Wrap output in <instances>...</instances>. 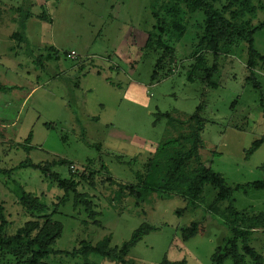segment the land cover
<instances>
[{"label":"rangeland","instance_id":"obj_1","mask_svg":"<svg viewBox=\"0 0 264 264\" xmlns=\"http://www.w3.org/2000/svg\"><path fill=\"white\" fill-rule=\"evenodd\" d=\"M221 0L219 7L227 4ZM152 0H0V205L6 208L13 235L33 217L19 205L22 189L41 197L52 212L63 193L50 188L46 177L31 168L60 160L63 178L75 177L79 190L94 204L96 217L70 201L54 220L63 235L54 245L66 253L80 243L97 245L106 237L120 248L143 224L154 230L129 253L128 264H214L212 256L236 226L250 232V246L264 258V222L244 221L264 216V189L233 194L218 201V190L207 184L200 202L182 213L188 203L152 194L137 201L125 194L110 203L123 184H136L159 145L185 132L181 120L204 107L200 155L208 168L235 188L264 183V144L251 156L247 151L264 137V63L250 81L247 45L219 58L214 76L217 88L188 80L203 32V11L189 15L185 36L176 44L174 75L152 83L158 59L146 48L155 20ZM247 15L253 26L264 22V0ZM264 55V30L255 36ZM76 52V59L67 57ZM209 66L213 57L208 56ZM173 119L171 122L167 117ZM47 124L49 126H47ZM32 134L30 144L26 140ZM106 166L107 169H103ZM12 173L6 174L5 172ZM93 174L94 186L83 178ZM111 182H106L108 178ZM199 223L198 235L185 242L182 228ZM0 264H17L10 257ZM83 257L51 255V264H85ZM95 264H120L91 255ZM226 264H232L227 261ZM247 264H253L247 259Z\"/></svg>","mask_w":264,"mask_h":264},{"label":"trees","instance_id":"obj_2","mask_svg":"<svg viewBox=\"0 0 264 264\" xmlns=\"http://www.w3.org/2000/svg\"><path fill=\"white\" fill-rule=\"evenodd\" d=\"M254 1L228 0L227 4L219 7L217 4L221 0H152L151 11L155 24L148 36L146 48L154 51L158 59L151 82L155 83L174 75L172 63L176 44L186 34L188 16L203 11L205 15L203 32L196 47L194 55L196 61L188 74V80L192 83L201 81L210 88H217L214 76L219 71V58L245 44L248 53L247 68L251 73L249 79L253 81L255 88L260 89L255 70L260 62L264 63V55L260 54L255 47V36L259 31L264 30V22L253 26L250 20H246L247 15H254L256 12ZM209 55L213 57L212 66L208 64ZM3 90L6 89L0 86V91ZM203 110L204 107L201 104L194 115L179 121V126L183 127L185 132L180 133L174 140L159 145L153 158L148 162L146 173L138 174L136 184H123L115 198L110 199L112 205L115 200L122 199L125 194L133 197L137 205L152 194H157L161 198L179 197L187 201V208L179 212L182 213L189 206H195L200 202L206 185L210 184L218 190V201L230 202L229 210L235 217V221L238 216L241 218L233 207V194L236 191L262 190L264 183L256 182L232 188L220 173L205 165L200 155L201 133L204 130ZM160 116L167 117L173 122L169 115ZM31 140L32 134L26 140L27 144H30ZM263 144L264 137L255 141L247 151V157H251ZM57 164L74 167L67 160H60L54 164H35L30 159L21 162L17 167L18 169L31 168L40 172L48 180L50 188H56L63 195L59 197L58 203L53 204V210L49 213L50 208L41 197L22 189L18 203L33 219L26 222L13 235H7L10 221L7 218L6 208L0 205V255L4 258L3 261L10 257L17 264H51L47 262L51 255L67 254L74 258L79 256L85 258V264H95L89 261L91 255L108 258L120 264H128L127 257L131 250L154 230L151 225L143 224L120 248L111 247L110 237H106L97 245L83 241L79 249L70 253L53 248L63 235V225L54 220V216L59 213L62 206L73 201L74 205L83 207L90 217L97 215L88 194L80 192V182L76 180L77 178H63L53 170ZM103 169H107L106 166H103ZM12 171L14 170L5 173L10 174ZM83 178L94 186L93 174H83ZM111 181L110 177L106 180V182ZM245 221L264 222V216L248 217L243 222ZM198 233V222L182 228V237L185 242L195 238ZM249 235L250 232L245 229L232 227L231 235L225 238L223 244L216 249L212 262L226 264L230 260L232 264H247L249 258L253 264H264V258L250 246ZM162 264L172 263L165 260Z\"/></svg>","mask_w":264,"mask_h":264},{"label":"built area","instance_id":"obj_3","mask_svg":"<svg viewBox=\"0 0 264 264\" xmlns=\"http://www.w3.org/2000/svg\"><path fill=\"white\" fill-rule=\"evenodd\" d=\"M76 57H77V54L74 51L68 54L69 59H76ZM71 168L74 169V167H71Z\"/></svg>","mask_w":264,"mask_h":264}]
</instances>
